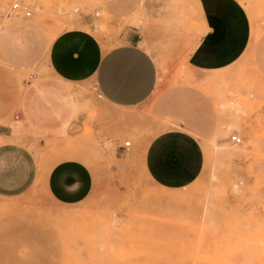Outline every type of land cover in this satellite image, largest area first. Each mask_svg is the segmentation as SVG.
<instances>
[{
  "label": "rangeland",
  "instance_id": "1",
  "mask_svg": "<svg viewBox=\"0 0 264 264\" xmlns=\"http://www.w3.org/2000/svg\"><path fill=\"white\" fill-rule=\"evenodd\" d=\"M110 1L0 0V31L14 18L34 24L19 27L9 57L0 47V120L38 168L29 187L0 191V264H264V70L251 48L264 40V0H237L250 42L212 81L186 62L199 20L204 29L196 0H140L124 15L109 12ZM130 25L157 68L141 103L112 109L90 79L67 81L76 106L63 129L14 118L22 88L48 73L46 46L59 31L84 29L106 47ZM194 119L209 126L205 135ZM172 131L187 136L154 144ZM66 157L92 173L87 195L71 204L54 202L39 181ZM155 158L166 163L152 170ZM176 161L184 166L170 168Z\"/></svg>",
  "mask_w": 264,
  "mask_h": 264
},
{
  "label": "crops",
  "instance_id": "2",
  "mask_svg": "<svg viewBox=\"0 0 264 264\" xmlns=\"http://www.w3.org/2000/svg\"><path fill=\"white\" fill-rule=\"evenodd\" d=\"M139 2L111 0L106 8L114 15H124L136 9ZM196 5L204 29L199 20L200 31L190 44L193 46L186 53V62L195 71H208L204 75L197 74V79L212 81L218 70L246 54L252 29L246 11L237 0H196ZM15 20L19 21L16 23ZM25 25L34 24L24 22L21 17L4 23L0 47L8 57L19 27ZM5 32H11V35ZM137 37V29L130 25L121 41L103 47L96 35L84 29L72 27L59 31L46 46L48 73H34L22 88L18 96V114L14 118L19 115L22 125L37 131L63 129L72 119L76 106L67 91V81L90 79L101 99L112 109L141 103L154 88L157 68L153 56ZM251 48L264 70V40H257ZM193 122L195 129L205 135L209 126H203L202 119ZM11 129L9 123L0 120V137L4 138L0 140V191L6 192L29 187L38 175L29 151L19 142L7 138L13 134ZM185 134L179 131L163 133L154 144H172V136H187ZM159 159H153V167L150 165L149 168L153 170L157 168L156 164L166 163V159ZM146 160L147 163L150 161L149 155ZM178 162L169 167L181 169L183 162ZM155 173L159 179L160 173ZM39 181L54 202L71 204L87 195L92 185V173L87 163L66 157L51 164Z\"/></svg>",
  "mask_w": 264,
  "mask_h": 264
},
{
  "label": "built area",
  "instance_id": "3",
  "mask_svg": "<svg viewBox=\"0 0 264 264\" xmlns=\"http://www.w3.org/2000/svg\"><path fill=\"white\" fill-rule=\"evenodd\" d=\"M11 11L16 10L18 8V3L16 1L12 2L10 5ZM23 14L24 15H28L29 14V10L28 9H24L23 10ZM229 138L234 141V142H238L240 140V137L235 134V133H231L229 135ZM125 144V143H124Z\"/></svg>",
  "mask_w": 264,
  "mask_h": 264
},
{
  "label": "bare ground",
  "instance_id": "4",
  "mask_svg": "<svg viewBox=\"0 0 264 264\" xmlns=\"http://www.w3.org/2000/svg\"><path fill=\"white\" fill-rule=\"evenodd\" d=\"M3 15H4V14H3ZM4 18H5V19H8L7 16H4ZM125 143L128 144V141H127V142L125 141Z\"/></svg>",
  "mask_w": 264,
  "mask_h": 264
}]
</instances>
